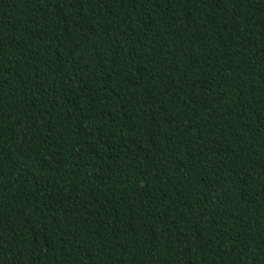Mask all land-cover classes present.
<instances>
[{
    "label": "trees",
    "instance_id": "16d2710c",
    "mask_svg": "<svg viewBox=\"0 0 264 264\" xmlns=\"http://www.w3.org/2000/svg\"><path fill=\"white\" fill-rule=\"evenodd\" d=\"M0 264H264V0H0Z\"/></svg>",
    "mask_w": 264,
    "mask_h": 264
}]
</instances>
